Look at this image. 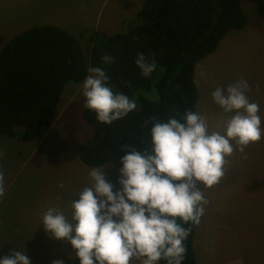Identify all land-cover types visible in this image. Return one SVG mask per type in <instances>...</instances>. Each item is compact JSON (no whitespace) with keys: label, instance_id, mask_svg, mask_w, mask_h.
Wrapping results in <instances>:
<instances>
[{"label":"rangeland","instance_id":"374dc122","mask_svg":"<svg viewBox=\"0 0 264 264\" xmlns=\"http://www.w3.org/2000/svg\"><path fill=\"white\" fill-rule=\"evenodd\" d=\"M142 2L0 0V34L4 40L0 49L22 30L48 23L73 34L88 53L93 32L112 35L127 31ZM242 7L248 16L247 25L230 30L195 68L200 96L197 110L208 120L210 130H215L225 115L211 93L240 79L248 82L249 100L259 104V115L264 117V17L254 1L244 0ZM85 106L83 83H68L54 123L39 139L22 141L0 134V152L4 153L0 171L5 180V195L0 197V258L16 250L26 252L31 264H52L55 259L80 264L69 242L54 239L45 230L44 213L49 207H57L71 221L72 201L79 199L77 194L85 186L92 185L89 172L93 168H104L114 192L122 188L120 171L113 163L96 167L80 159L79 147L93 133L83 117ZM261 126L264 128V120ZM228 159L225 180L223 177V182L212 188L201 186L209 203L195 235L198 264H264V136L246 146L243 153L234 151ZM61 183L63 187H59Z\"/></svg>","mask_w":264,"mask_h":264},{"label":"trees","instance_id":"16d2710c","mask_svg":"<svg viewBox=\"0 0 264 264\" xmlns=\"http://www.w3.org/2000/svg\"><path fill=\"white\" fill-rule=\"evenodd\" d=\"M242 1L143 0L127 31L93 32L88 53L73 34L57 25L22 30L0 49V134L22 141L39 139L54 123L66 85L83 83L91 68L101 67L113 91L127 95L137 108L108 124L85 106L83 117L93 133L79 147V155L86 165L113 163L120 169L126 146L141 151L151 146L152 118L163 122L181 119L186 110L197 112L196 65L230 30L245 27L248 16ZM250 1L264 17V0ZM138 53L155 61L148 77L135 63ZM104 55L114 57V62L104 63ZM203 219L204 215L198 225H184L191 231L184 241L182 264H197L194 242Z\"/></svg>","mask_w":264,"mask_h":264},{"label":"clouds","instance_id":"9594fccd","mask_svg":"<svg viewBox=\"0 0 264 264\" xmlns=\"http://www.w3.org/2000/svg\"><path fill=\"white\" fill-rule=\"evenodd\" d=\"M102 61L110 64L114 57L104 55ZM135 63L145 77L156 68L155 61L148 62L143 53H138ZM89 71L83 95L98 121L111 124L137 108L127 95L113 91L101 67ZM248 91L243 79L226 89L215 88L211 96L225 114L215 130H210L203 115L191 110L181 119L159 122L152 118L151 146L142 151L126 146L120 159L122 188L114 192L104 168H93L89 172L92 185L72 201L71 221L59 208L49 207L43 216L45 230L52 238L69 242L80 264H131L134 260L158 264L162 259L182 264L187 251L184 241L191 231L184 225H198L209 203L201 186L217 185L234 151L243 153L264 136L259 104L250 102ZM4 183L0 171V197L5 195ZM0 264L31 261L26 252L12 250L0 258ZM52 264L64 262L55 259Z\"/></svg>","mask_w":264,"mask_h":264},{"label":"crops","instance_id":"0c3cea01","mask_svg":"<svg viewBox=\"0 0 264 264\" xmlns=\"http://www.w3.org/2000/svg\"><path fill=\"white\" fill-rule=\"evenodd\" d=\"M259 22V24H260V20L258 21ZM247 25V24H246ZM199 101H200V96H199ZM199 101H198V104H199ZM197 112H198V110H197ZM261 120H264V117H261ZM227 174V173H226ZM226 174L224 175V180H225V176H226ZM234 179V178H233ZM232 179V180H233ZM223 181H221V183H222ZM226 185V184H225ZM233 186H236L237 184H232ZM227 187V186H226ZM226 187H225V189H226ZM204 215V219H205V214H203ZM204 219H203V221H202V223L204 222ZM202 223H201V225H202ZM201 225L199 226V228L201 227ZM199 228H198V230H199ZM197 230V231H198ZM197 264H198V261H197Z\"/></svg>","mask_w":264,"mask_h":264}]
</instances>
